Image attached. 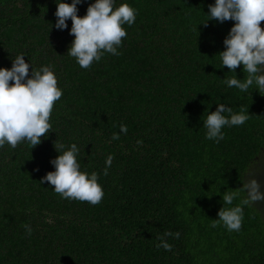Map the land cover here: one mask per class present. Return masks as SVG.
<instances>
[{"label": "trees", "instance_id": "trees-1", "mask_svg": "<svg viewBox=\"0 0 264 264\" xmlns=\"http://www.w3.org/2000/svg\"><path fill=\"white\" fill-rule=\"evenodd\" d=\"M59 2L0 0V68L25 55L28 78L50 66L62 91L38 145L0 146V264H264V201L242 204L252 179L264 193V94L255 82L229 87L249 74L220 54L236 22L211 19L215 0H114L135 22L123 25L119 55L102 50L85 69L68 54L71 18L55 26ZM92 3L81 0L77 14ZM220 103L229 119L249 118L225 125L217 143L204 122ZM73 143L80 171L97 173L103 188L96 205L40 182L55 171V144L62 154ZM225 193H236L226 207L243 209L239 231L212 227ZM166 232L171 251L157 247Z\"/></svg>", "mask_w": 264, "mask_h": 264}, {"label": "clouds", "instance_id": "clouds-1", "mask_svg": "<svg viewBox=\"0 0 264 264\" xmlns=\"http://www.w3.org/2000/svg\"><path fill=\"white\" fill-rule=\"evenodd\" d=\"M81 0H72L67 3L61 0L55 13L57 16L56 28L66 29L67 21L72 20L71 33L75 39L68 54L77 59L81 68H89L92 62L99 61L102 50L113 55H119L117 47L122 38L127 36L123 25L131 26L136 19L135 10L127 3L121 4L113 10L114 0H95L83 17L77 14V4ZM211 19L220 22L234 20L236 23L231 28L224 43L226 50L220 52L223 66L231 71L242 63L244 71L249 75L243 82L236 78L227 80L229 87H237L241 91H247L255 82L257 89L264 94V0H215L210 6ZM205 24L207 22H204ZM25 55L14 58L11 69L0 68V146L6 142L15 148L19 142L27 140L34 147L41 142L50 128L49 123L54 103L62 96L58 87L57 77L50 66H44L40 70L33 68L29 77V64L25 61ZM14 81V83H10ZM232 113V109L220 103L218 108L210 112L204 126L207 128L206 138L215 139L218 143L224 138L221 129L225 126L242 125L249 118L244 110L238 114H231L230 119L223 113ZM121 131L127 133V127L121 125ZM113 139H119L118 134H113ZM56 149L60 155L52 160L55 171L49 172L40 182L50 183L56 193L63 198L87 201L92 205L98 204L104 191L98 183L97 173L93 172L89 177L80 171L77 163V145L73 143L69 150L63 151V145ZM113 157L109 155L106 160L108 167L112 164ZM104 174L107 175V167ZM248 197L242 201L243 205L264 201V193L260 191L261 185L256 179L244 184ZM236 193L223 195L224 207L218 212L219 222L229 231H239L242 224L243 209L241 206L226 207L232 205ZM27 233L31 235L30 225H24ZM166 232L160 237L162 247L167 251L172 250L164 237L172 236ZM180 233H175L179 238Z\"/></svg>", "mask_w": 264, "mask_h": 264}]
</instances>
